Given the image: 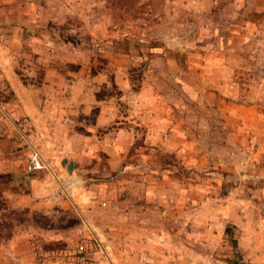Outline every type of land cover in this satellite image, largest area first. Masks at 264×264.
Here are the masks:
<instances>
[{
	"label": "rangeland",
	"instance_id": "obj_1",
	"mask_svg": "<svg viewBox=\"0 0 264 264\" xmlns=\"http://www.w3.org/2000/svg\"><path fill=\"white\" fill-rule=\"evenodd\" d=\"M0 174V264H264V0H0Z\"/></svg>",
	"mask_w": 264,
	"mask_h": 264
},
{
	"label": "crops",
	"instance_id": "obj_2",
	"mask_svg": "<svg viewBox=\"0 0 264 264\" xmlns=\"http://www.w3.org/2000/svg\"><path fill=\"white\" fill-rule=\"evenodd\" d=\"M4 75L6 76V79H7V84L9 85V88L13 91V94L14 96L16 97V102H15V105H17V107H14V112L13 115L16 116V115H20V114H25L26 116H28V118L30 119V121L34 122V123H41L42 120H43V117L41 116L42 114H45L46 113V108L48 106H46L45 104H41L38 100H40L38 98V95L35 93V91H33V89L30 87V86H25L23 85L22 83L19 82V80L17 79L16 75L13 73V72H5ZM48 87V86H46ZM47 100V99H46ZM43 105V106H41ZM18 107H20L18 109ZM55 108V112L58 110L56 108V106H54ZM48 109H51V108H48ZM19 110V112H18ZM18 113V114H17ZM47 116V115H46ZM46 118V117H45ZM44 118V119H45ZM102 119L100 117L97 118V120L94 122V126L95 127H98L99 125H102L103 124V121H101ZM44 123V122H43ZM41 125V124H40ZM41 126H44V125H41ZM50 127V126H48ZM52 127H50L51 129ZM56 131H57V128L56 126L53 127V131L51 133V136L55 139L53 140V147L55 149H47L48 150V156H50V151L54 150V152H58L60 153V149L59 147L57 146L58 144V140H56ZM91 136H76L74 133L73 134H70L69 136V142L74 146V143L75 142H78L79 145H89L87 146L88 149L87 151H90L91 150V153H93V155H95V150L96 149H102L103 150V147H101V144L103 143V141L106 139V135L102 136L99 140H96L97 142L96 143H93L92 145L90 144V139ZM48 143H51V141H48ZM70 153L74 156L72 157H76L78 152L80 151V149H77L75 146H74V149H70L69 150ZM77 151V153H76ZM56 155V154H55ZM50 161H46L47 165L50 166V167H54L56 164V161H54V159H48ZM51 162H53V166L51 165ZM55 162V163H54ZM56 173L57 170H55L54 172H52V176L56 179L57 176H56ZM142 227H145L144 225L143 226H140V228H137V231H141L143 230L144 228ZM147 230V228H146ZM148 233L151 234V235H156L154 234L153 232H151V230L149 229L148 230ZM166 241V242H165ZM162 245H166L167 244V239H162L161 241Z\"/></svg>",
	"mask_w": 264,
	"mask_h": 264
},
{
	"label": "built area",
	"instance_id": "obj_3",
	"mask_svg": "<svg viewBox=\"0 0 264 264\" xmlns=\"http://www.w3.org/2000/svg\"><path fill=\"white\" fill-rule=\"evenodd\" d=\"M20 137L25 141L28 147L25 166H24L25 171L27 173H34L37 171L49 169L46 161L43 159L41 155V151L39 150L37 144L35 143V139H31L22 133L20 134ZM59 151L65 156L68 154L67 149H60ZM93 241H94L95 250L97 249L98 251L103 252L104 248H102V246L100 245V241L95 237H93ZM86 248H87L86 244L83 242L77 245L78 252L86 251Z\"/></svg>",
	"mask_w": 264,
	"mask_h": 264
},
{
	"label": "water",
	"instance_id": "obj_4",
	"mask_svg": "<svg viewBox=\"0 0 264 264\" xmlns=\"http://www.w3.org/2000/svg\"><path fill=\"white\" fill-rule=\"evenodd\" d=\"M60 164L61 166L65 167L66 171L68 173L71 172V169L74 167V164L72 161H67L65 158H63L61 161H60Z\"/></svg>",
	"mask_w": 264,
	"mask_h": 264
},
{
	"label": "trees",
	"instance_id": "obj_5",
	"mask_svg": "<svg viewBox=\"0 0 264 264\" xmlns=\"http://www.w3.org/2000/svg\"><path fill=\"white\" fill-rule=\"evenodd\" d=\"M6 174L2 175L0 174V177L2 178L3 176H5ZM2 190L0 189V194H1Z\"/></svg>",
	"mask_w": 264,
	"mask_h": 264
}]
</instances>
